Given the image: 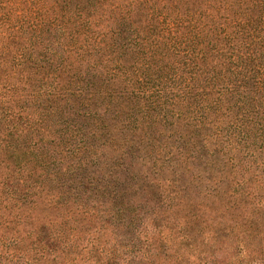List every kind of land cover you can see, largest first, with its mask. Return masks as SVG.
Instances as JSON below:
<instances>
[{"label": "trees", "instance_id": "trees-1", "mask_svg": "<svg viewBox=\"0 0 264 264\" xmlns=\"http://www.w3.org/2000/svg\"><path fill=\"white\" fill-rule=\"evenodd\" d=\"M137 135L152 136L148 188L172 171L157 186L169 208H180L189 166L221 157L233 175L254 156L258 168L264 0H0V244L12 233L6 249L20 244L25 264L150 255L153 238L140 246V226L122 217L135 208L120 186L136 169ZM251 182L230 184L231 206L251 203ZM117 225L130 245L95 235Z\"/></svg>", "mask_w": 264, "mask_h": 264}, {"label": "rangeland", "instance_id": "rangeland-1", "mask_svg": "<svg viewBox=\"0 0 264 264\" xmlns=\"http://www.w3.org/2000/svg\"><path fill=\"white\" fill-rule=\"evenodd\" d=\"M117 109L119 115L117 120L120 122L127 109L123 106ZM127 117L128 113H126V119ZM184 135L185 138L189 136V134ZM122 136L123 138L133 137L129 133ZM142 139H144L143 142ZM150 139L152 136L141 138L137 135L135 138L137 144L141 140V144H138L139 150L135 152L133 168L136 169L130 175L132 179H125L120 186L122 192L123 188L131 195V207H135L130 208L122 217L140 226L142 231L138 237L140 246L145 243L143 242L145 238H153L152 241L156 246L151 250L150 255L146 254L137 258V264H264V151L256 158V162H260L258 168H255V162H246L253 160L254 156L246 157L243 164L239 168L237 166V171L234 169L233 175L222 171L221 157L207 165L206 169L204 163L189 166L184 176L178 175L177 184L183 186L185 190L182 193L183 197L179 196L180 208L177 206L169 208L157 186L167 184L168 179L163 177L173 176L170 175L172 171L170 173L167 170L156 172L155 175L159 179L153 180L152 185L150 183L151 190L147 185L153 176L147 169L152 159V156L149 157L148 154L153 155L147 144L151 142ZM185 141L182 138L175 143L182 145L180 148L188 153L191 145H184ZM237 152L239 149L231 153L238 154ZM205 176H210V183L207 180L200 183V177ZM241 178L251 179V186L256 188V195L251 203H244L246 200L238 197L236 206H231L230 184ZM207 186L211 189H205ZM95 205H99V202ZM189 210H196L198 214L196 220L193 217L189 218L187 215ZM13 219L20 220V218ZM139 220L141 221L138 223ZM121 231V226L117 225L112 228L107 227L105 231L95 235L101 239L102 243L106 242L105 244L115 242L130 245L132 237L118 236ZM19 233L20 225L19 232L15 235ZM89 235L86 232L82 234V237L86 239ZM4 236L7 238H4L3 243L0 244L2 248L0 264H25L20 256V244L11 245V250L6 249L9 246L6 245L8 237H12L13 234L5 232ZM78 263L83 264V262Z\"/></svg>", "mask_w": 264, "mask_h": 264}]
</instances>
